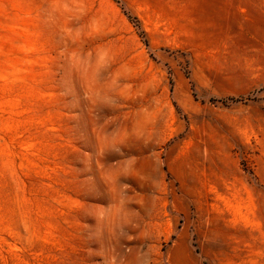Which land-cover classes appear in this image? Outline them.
Masks as SVG:
<instances>
[{"label":"rangeland","instance_id":"1","mask_svg":"<svg viewBox=\"0 0 264 264\" xmlns=\"http://www.w3.org/2000/svg\"><path fill=\"white\" fill-rule=\"evenodd\" d=\"M0 264H264V0H0Z\"/></svg>","mask_w":264,"mask_h":264}]
</instances>
